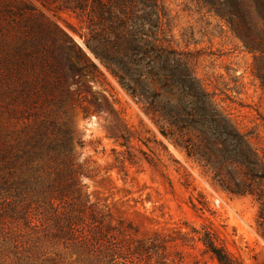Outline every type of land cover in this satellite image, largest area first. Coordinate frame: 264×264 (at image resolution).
<instances>
[{
  "label": "trees",
  "instance_id": "1",
  "mask_svg": "<svg viewBox=\"0 0 264 264\" xmlns=\"http://www.w3.org/2000/svg\"><path fill=\"white\" fill-rule=\"evenodd\" d=\"M23 5L0 0V264H184L180 253L167 250L170 238L144 236L132 221L90 200L84 178L100 170L78 151L85 139L70 116L74 75L93 76L98 61L141 100L154 124L162 116L178 130L160 134L188 157L190 140L182 134L196 129L222 147L234 138L227 153L251 172L264 162L243 135L232 126L226 130L228 119L184 55L164 42L165 13L157 0H68L83 28L75 32L84 48L63 32L74 62L69 56L50 58L30 28L15 32L16 25L23 27ZM113 122L119 130L114 142L127 148L128 127ZM124 159L131 158H115L123 171ZM198 240L214 264H238L212 231L204 230Z\"/></svg>",
  "mask_w": 264,
  "mask_h": 264
},
{
  "label": "rangeland",
  "instance_id": "2",
  "mask_svg": "<svg viewBox=\"0 0 264 264\" xmlns=\"http://www.w3.org/2000/svg\"><path fill=\"white\" fill-rule=\"evenodd\" d=\"M157 2L165 13L164 42L184 55L228 119L225 129L243 135L264 162V0ZM15 3L25 4L23 27L16 25L15 32L22 35L24 27L30 28L50 58L69 56L74 62L63 32L84 48L75 32L83 28L67 8L68 0ZM96 63L99 72L93 76L84 71L74 75L75 94L68 100L72 124L85 139L78 151L99 165V173L84 178L90 200L132 221L144 236L170 238L167 250L172 256L180 253L184 264L215 263L198 240L204 230L215 233L238 264H264V168L251 172L234 161L227 153L235 146L234 138L225 139L224 152L221 143L196 129L182 134L190 140L188 157L160 134L178 130L162 116L154 124L141 100L133 99ZM114 119L128 127L127 148L114 142L119 132ZM116 157L131 158L124 159V171L116 167Z\"/></svg>",
  "mask_w": 264,
  "mask_h": 264
}]
</instances>
